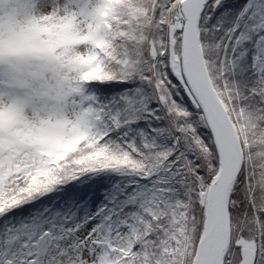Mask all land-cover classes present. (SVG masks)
Instances as JSON below:
<instances>
[{
	"label": "snow or ice",
	"instance_id": "1",
	"mask_svg": "<svg viewBox=\"0 0 264 264\" xmlns=\"http://www.w3.org/2000/svg\"><path fill=\"white\" fill-rule=\"evenodd\" d=\"M0 264H264V0H0Z\"/></svg>",
	"mask_w": 264,
	"mask_h": 264
}]
</instances>
